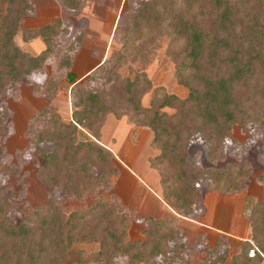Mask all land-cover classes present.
Listing matches in <instances>:
<instances>
[{
    "label": "trees",
    "instance_id": "obj_1",
    "mask_svg": "<svg viewBox=\"0 0 264 264\" xmlns=\"http://www.w3.org/2000/svg\"><path fill=\"white\" fill-rule=\"evenodd\" d=\"M57 2L75 13L85 0ZM136 3L135 9L126 10L118 20L114 37L122 40L126 50L136 34L140 36L142 30L156 29L165 22L179 37L174 55L188 58L189 76L179 79L188 90L186 97L166 95L162 103L157 100L154 106L143 108L140 78H118L109 67L116 54L82 78L68 71L73 106L70 121H61L48 108L39 111L42 120L35 131V150L43 159L39 177L47 191L59 187L74 195L98 183L107 184L113 172L110 150L94 140H78L77 136L81 128L91 129L101 112L116 106L130 111L132 117L142 116L143 124L151 129L150 145L158 153L149 162L151 167L162 168L161 197L176 213L188 217L206 192H237L247 176V170L236 164L200 167L190 158L193 141H201L207 159H222L225 141L232 139L230 131L239 125L243 131L252 127L258 133L264 151V0ZM32 12L31 0H0V92L14 87L31 72L40 71L54 51L56 39L67 33V22L60 17L37 28L23 29V40L39 37L45 44L36 56L24 53L15 36L22 18ZM74 38L75 46L69 42L66 45L72 51L82 44V33ZM61 59V65L69 68L73 54L66 52ZM97 77L104 83L92 88ZM160 105L174 111H161ZM46 115L49 127L43 126ZM5 116L6 111L0 108V135L6 133L2 124ZM2 165L0 146V171ZM259 180L263 198L247 210L250 238L240 240L233 251L221 237L212 246L203 244L204 255L198 264L263 263L264 171ZM12 208L5 186H0V264H113L117 256L126 257L129 263L155 264L160 257L165 264L175 259L178 264H190L184 256L186 236L168 219L146 217L144 238L123 242L113 232L122 222L114 203L99 200L87 210L69 214L49 204L35 209L21 222L12 219ZM80 242H98V250L89 258L84 250L72 251Z\"/></svg>",
    "mask_w": 264,
    "mask_h": 264
},
{
    "label": "rangeland",
    "instance_id": "obj_2",
    "mask_svg": "<svg viewBox=\"0 0 264 264\" xmlns=\"http://www.w3.org/2000/svg\"><path fill=\"white\" fill-rule=\"evenodd\" d=\"M136 1L85 0L79 11L70 13L57 0H31L33 12L22 18L15 36V43L21 51L36 56L45 48L39 37L23 40V29L37 28L58 17L67 22L68 28L67 33L56 39L54 51L45 59L40 71L31 72L14 87H7L0 92V108L6 111L2 120L6 133L0 135L3 164L0 186H5V193L13 204L11 216L15 222L26 221L41 206L54 204L63 213L69 214L72 211L87 210L97 201L103 200L116 205L118 218L122 222L114 227L113 232L120 240L127 242L144 238L146 217L171 220L172 226L179 228L186 236L185 258L190 264H198L204 255L203 244H206V237L202 235L200 238L197 233L203 228L188 222L178 224V219L162 203L159 196L162 168L151 167L149 162L150 158L157 155L158 150L150 145L153 133L143 124L142 116L132 117L130 111L113 106L100 113L98 121L91 129L80 127L78 140L100 141L106 148L109 141L115 142V154L110 151L113 172L108 173L107 184L98 183L84 188L80 195H74L64 193L59 187L47 191L39 177L43 164L42 157L35 150V131L39 130V120H42L39 119V111L48 108L61 121H70L73 106L72 85L66 78L68 71L72 70L82 78L87 69L100 65L102 61L116 54L109 67L118 78H140L144 86L140 96L143 108L154 106L157 100L162 103L166 95L186 97L188 90L179 83V79L189 76L188 58L174 55L178 50L179 37L168 29L165 22L156 29L142 30L140 36L139 33L136 34L135 41L126 50L122 47V40L114 37L118 20L126 10L135 9ZM79 32L83 36L82 44L76 51H72V47L66 45L69 42L75 46L77 42L74 36ZM66 52L73 54L69 68L61 65V58ZM95 81L97 82L92 88L99 86L100 82L104 83L100 77ZM89 84L92 83L89 81ZM159 108L161 111H174L162 105ZM48 121L46 115L43 126L49 127ZM143 131L149 134L144 135ZM230 134L232 139L225 141L226 154L222 159H207L200 140L191 143L190 158L204 168L223 167L227 164L243 166L247 170L244 187L232 193L206 192L203 201L199 199L200 210L190 216L201 220L207 208L206 220L211 229L221 227L227 233L226 229H234L238 225V232L232 230V236L222 234L225 237L222 238L233 251L240 240L250 238L248 207L263 198V185L259 176L264 171V151L258 133L252 127L243 131L239 125H234ZM130 155L127 166L124 159ZM198 183L201 187V181ZM202 186L205 188L204 184ZM98 246V242H80L74 245L72 251L84 250L85 256L89 258L91 253L98 250ZM252 254L253 251L250 250L249 255ZM113 264L150 263H129L126 257L117 256ZM155 264L165 262L157 257ZM171 264L178 262L175 259Z\"/></svg>",
    "mask_w": 264,
    "mask_h": 264
},
{
    "label": "crops",
    "instance_id": "obj_3",
    "mask_svg": "<svg viewBox=\"0 0 264 264\" xmlns=\"http://www.w3.org/2000/svg\"><path fill=\"white\" fill-rule=\"evenodd\" d=\"M101 62V61H100ZM97 66H99V65H97ZM97 66H95V67H92L91 69H87L84 73H83V77L85 76V75H87L90 71H92L94 68H96ZM72 71V70H71ZM73 72V71H72ZM74 73V72H73ZM77 77H78V75H77ZM78 78H80V77H78ZM126 124V123H125ZM126 125H129V124H126ZM129 128H130V126H129ZM137 131V130H136ZM131 132V131H130ZM134 133H135V131H134ZM143 133H144V135H148L149 134V132L147 133V132H145V131H143ZM115 140H116V138H115ZM100 142V141H99ZM110 143L108 144H106V146H107V148L108 149H110V151L113 153V154H115L114 153V150H113V147H114V144H115V142H112V141H109ZM101 144H103L104 145V143H102V142H100ZM129 157H131V155L130 156H128L127 157V159H124V161L126 162V164H127V166H128V161L130 160V158ZM125 164V165H126ZM209 195V194H208ZM159 196H160V198H161V200H162V203H164L169 209H170V211H171V213L174 215V218L175 219H178V224H182V222H188V223H192V224H195V225H197V226H199V227H201V228H203V229H199L198 230V232H200V233H197L198 235V237L200 236V238H201V236L203 235V237H206V239L204 238V242L206 243V244H208V245H210V246H212L214 243H215V241H216V239L217 238H219V237H224V236H222V234H227V235H229V236H232V232L234 231V232H238V230H239V226L238 225H236L235 227H234V229H226V232L227 233H225V230H223L221 227H217V228H213V229H211V225L209 226L208 224V221L206 220L207 219V214H208V211H207V208H206V210L204 211L205 212V214L203 213V216L201 217L202 219L200 220V219H197V217H193V215L194 214H196V213H198V211L200 210V208H201V206H199L200 205V203L198 202L197 203V205H196V207H195V209H194V211H193V215L192 216H190V217H184V216H181V215H179L178 213H176L173 209H171L170 207H169V205L162 199V197H161V195H160V193H159ZM206 197L207 196H205V199H206ZM203 198H204V196L202 197V199H201V202L203 201ZM204 210V209H203ZM227 214H228V212H227ZM176 216H178V218L176 217ZM151 217H153V216H151ZM213 217H214V215H213ZM154 218H158V217H154ZM200 223H201V225H200ZM213 227V226H212ZM233 230V231H232ZM210 232V233H209ZM211 233H213V237H211ZM225 238V237H224ZM203 239V238H202ZM208 239V240H207ZM214 242V243H213ZM213 243V244H212Z\"/></svg>",
    "mask_w": 264,
    "mask_h": 264
}]
</instances>
